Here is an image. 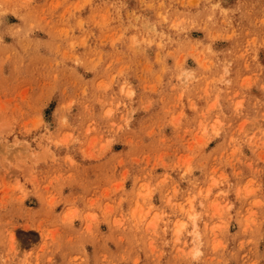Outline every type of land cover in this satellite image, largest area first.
Segmentation results:
<instances>
[{
  "label": "rangeland",
  "instance_id": "rangeland-1",
  "mask_svg": "<svg viewBox=\"0 0 264 264\" xmlns=\"http://www.w3.org/2000/svg\"><path fill=\"white\" fill-rule=\"evenodd\" d=\"M110 1L0 0V264H264V0Z\"/></svg>",
  "mask_w": 264,
  "mask_h": 264
},
{
  "label": "bare ground",
  "instance_id": "bare-ground-1",
  "mask_svg": "<svg viewBox=\"0 0 264 264\" xmlns=\"http://www.w3.org/2000/svg\"><path fill=\"white\" fill-rule=\"evenodd\" d=\"M111 1H112V0H111ZM111 1H110V2H111ZM110 2H109V3H110ZM115 3H116V2H115ZM115 5H116V4H115ZM243 5H244V4H243ZM246 5H247V4H246ZM110 6H111V5H110ZM118 6H119V5H118ZM240 7H241V6H240ZM244 9H245V8H244ZM119 10H120V9H119ZM126 11H127V10H126ZM236 12H237V11H236ZM243 12H244V11H243ZM238 13H239V12H238ZM239 14H240V13H239ZM234 17H235V16H234ZM236 18H237V17H236ZM237 19H238V18H237ZM239 20H240V19H239ZM248 21H249V20H248ZM235 22H236V21H235ZM235 26H236V25H235ZM242 26H243V24H242ZM240 27H241V26H240Z\"/></svg>",
  "mask_w": 264,
  "mask_h": 264
}]
</instances>
